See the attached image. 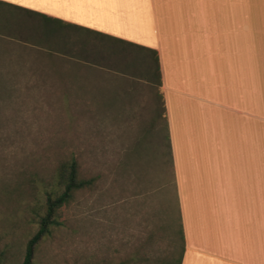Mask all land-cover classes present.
Wrapping results in <instances>:
<instances>
[{"label": "crops", "instance_id": "1", "mask_svg": "<svg viewBox=\"0 0 264 264\" xmlns=\"http://www.w3.org/2000/svg\"><path fill=\"white\" fill-rule=\"evenodd\" d=\"M13 6L51 18L38 17L53 24L51 55L32 44L31 18L18 28L14 18L0 17V40L20 43L17 31L20 44L42 51L38 74L53 70L59 91L92 92L78 87L82 77L133 83L121 54H111L110 37L156 50L180 264H264V89L256 88L252 2L0 0L5 12Z\"/></svg>", "mask_w": 264, "mask_h": 264}, {"label": "rangeland", "instance_id": "2", "mask_svg": "<svg viewBox=\"0 0 264 264\" xmlns=\"http://www.w3.org/2000/svg\"><path fill=\"white\" fill-rule=\"evenodd\" d=\"M249 1L264 89V0ZM20 43L0 40V264L22 261L41 188L69 158L95 182L61 208L33 264H176L181 220L162 118L153 126L156 84L94 76L76 82L92 92L59 91L53 70L38 74L43 54Z\"/></svg>", "mask_w": 264, "mask_h": 264}, {"label": "trees", "instance_id": "3", "mask_svg": "<svg viewBox=\"0 0 264 264\" xmlns=\"http://www.w3.org/2000/svg\"><path fill=\"white\" fill-rule=\"evenodd\" d=\"M13 7L15 8L13 12H5L0 9V17L3 19L6 17L14 18L18 28H21V26H23L25 21L29 18H31L33 22L36 21L34 22L36 24L33 28V34L36 39L31 40L29 37H27V39L33 42L32 44L38 48L37 50H40L39 48H43L42 45H46L47 51L43 53L51 55L53 52V40L50 39V35L54 33L53 24L42 21V24L40 25L39 22L41 19L38 17L44 18L47 21L51 18L18 6ZM15 34L18 36L17 31ZM40 34L45 35L42 39L43 41H41V38L38 37ZM110 38L112 39L110 42L111 54L115 55V57H117L118 53L121 54L123 61L121 68L126 71V74H130L133 77H145L150 84H156L158 88L157 94L160 101V107L159 109H155L153 126L156 125L158 118L161 117L164 124L163 140L165 141V147L167 151L166 155L168 156V162L173 174L172 152L165 115L164 99L161 92V73L157 52L154 49H150L135 43L115 39L112 37ZM39 52L42 53V51ZM112 66L117 68V60L112 63ZM94 182V177H84L80 174L76 159L69 158L61 161L58 164L52 179L42 186L38 202L31 210L33 222L36 223L37 228L25 244L23 258L19 264L34 263V255L37 245L43 239L48 237L55 227L61 224L59 220L61 208L71 201L77 191L91 187ZM180 262L181 256L176 264H180Z\"/></svg>", "mask_w": 264, "mask_h": 264}, {"label": "snow or ice", "instance_id": "4", "mask_svg": "<svg viewBox=\"0 0 264 264\" xmlns=\"http://www.w3.org/2000/svg\"><path fill=\"white\" fill-rule=\"evenodd\" d=\"M17 2L24 3V2H25V0H17ZM26 6H28V7H32L33 5H32V4H27Z\"/></svg>", "mask_w": 264, "mask_h": 264}]
</instances>
